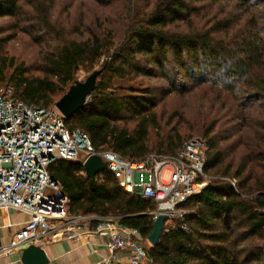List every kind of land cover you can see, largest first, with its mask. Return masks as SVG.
I'll list each match as a JSON object with an SVG mask.
<instances>
[{"label": "trees", "instance_id": "obj_1", "mask_svg": "<svg viewBox=\"0 0 264 264\" xmlns=\"http://www.w3.org/2000/svg\"><path fill=\"white\" fill-rule=\"evenodd\" d=\"M54 1L0 0V18H17L27 5L33 9L31 21L50 29ZM197 1L155 0L143 24L128 29L118 41L110 33L103 37L91 33L83 40L65 42L46 55L42 76L30 75L23 62L7 53V40L0 31V86L12 89L17 99L29 105L51 108L55 97L61 98L75 83L81 67L90 69L102 61L96 89L88 103L65 120L66 126L85 132L98 150L142 160L154 151L173 156L186 141L177 134V139L166 137L157 149L150 146V132L161 128L152 111V93L147 89L141 97L121 96L119 91L125 89L114 87V80L153 77L157 68L169 79L171 92H179L182 89L168 74V64L176 63L187 74L189 65L193 72L198 69L200 79L193 75L196 82L218 89V103L224 92L236 102L232 108H216L212 112L216 121L203 135L205 172L219 178L182 204L187 215L174 220L177 225L164 227L149 255L156 264H264V23L259 25L264 11L250 14L254 6L246 5L253 0H207L210 7L236 2L244 4V10L232 18L222 17L221 12L220 19H214L215 13L210 14L205 22L196 21L201 25L196 27L194 20L203 9ZM176 22L179 27L171 28ZM181 23L187 24V30ZM140 103L149 106L141 115L130 109ZM237 134L242 136L236 144L221 146ZM49 173L67 197L71 214L122 217L120 223L137 229L143 241L152 233L150 213L157 204L126 193L107 170L89 179L80 164L58 161Z\"/></svg>", "mask_w": 264, "mask_h": 264}, {"label": "built area", "instance_id": "obj_2", "mask_svg": "<svg viewBox=\"0 0 264 264\" xmlns=\"http://www.w3.org/2000/svg\"><path fill=\"white\" fill-rule=\"evenodd\" d=\"M93 155L102 159L126 193L155 202L150 216L154 222L166 215L165 226L183 219L187 211L182 204L210 178L205 172V142L200 138L189 139L173 156L151 154L130 160L96 149L80 129L71 131L55 106L29 105L17 99L12 89L0 86V210L29 215L3 250L40 246L48 238L76 241L96 235L104 239L106 250L96 264H156L140 232L122 225V217L70 213L69 201L49 169L58 161L83 167Z\"/></svg>", "mask_w": 264, "mask_h": 264}, {"label": "rangeland", "instance_id": "obj_3", "mask_svg": "<svg viewBox=\"0 0 264 264\" xmlns=\"http://www.w3.org/2000/svg\"><path fill=\"white\" fill-rule=\"evenodd\" d=\"M154 1L55 0L49 10L50 29L42 28L35 22H32L30 18L33 9L26 5L17 18L11 16L0 18V31L2 32V37L7 40L5 46L7 53L14 56L18 62H23L28 67L30 75L42 76L40 68L45 62L46 55L55 51L63 43L70 40H83L89 37L91 33L102 35V37L104 35L108 36L110 33L118 41L119 38L126 35L128 29L131 27L138 28L143 24L145 14L150 10ZM260 1H249V5L246 6H254L248 10L250 14L252 11H255L253 15L256 16L260 15V12L263 14L264 3L262 4ZM196 5L203 7L198 14V19L194 20L196 27L201 26L196 21L205 22L209 19L210 14L215 13L214 19H220L221 16L224 17L226 15H231L229 18H232V16L238 15L244 10L242 8L244 4L236 2L220 3L219 5L216 4L210 7L207 0H198ZM221 12L220 16L219 13ZM215 16L217 17L215 18ZM246 17L248 15H245ZM245 22L247 21L245 20ZM263 23L259 21L260 26ZM179 25L183 30H187V24L181 23ZM177 27H179L177 22L171 26L173 29ZM262 36H264V31H262ZM101 65L102 61L97 62L90 69L88 67H81L75 74V82H84L94 71L101 70ZM141 65L150 69L146 64ZM175 65L176 63L171 62L168 64L167 70H170L168 74L175 79L177 87L182 89L179 92H171L170 88H168L169 79L163 78L162 72L157 68L156 74L153 77L140 76L138 78L130 77L124 80H114V87H123L125 89L119 91V95L121 96L141 97L144 95L142 92L147 89L152 93L151 97L155 100V107L152 111L157 114L161 127L159 131L152 130L149 135V145L154 149L162 146L166 137L171 136L176 138L177 134L181 135L183 142L191 138L204 140V133L216 121L213 118L212 112L220 107L226 109L232 108L236 103L233 96L228 92L222 94L223 100L221 103H218V89H213L209 84L203 85L196 82L197 78H194L193 75L198 77V73H200L198 69L194 67L193 72V66L189 65L190 70L188 69L189 74H187L186 70L181 71ZM149 67L153 66L149 65ZM189 76H193L191 84H188ZM198 78L200 79V77ZM185 86H187L188 91L184 90ZM59 99L60 96L55 97V101ZM139 105V107L133 105L130 109H133L136 114L145 113L149 109L147 104L140 103ZM127 114H130V112L128 111ZM241 136L237 134L231 140L222 141L221 146L230 148L239 141L238 138ZM241 148L242 146L238 149ZM156 152L154 151L153 153ZM166 174L163 177L164 180L168 178ZM213 175V178L210 176L209 179L203 181L207 184L211 180L215 181L219 178V176ZM185 210L188 213V210ZM175 225L177 224L173 221L170 225L166 226L173 227ZM143 245L146 249H150L151 247L147 239L143 241Z\"/></svg>", "mask_w": 264, "mask_h": 264}, {"label": "crops", "instance_id": "obj_4", "mask_svg": "<svg viewBox=\"0 0 264 264\" xmlns=\"http://www.w3.org/2000/svg\"><path fill=\"white\" fill-rule=\"evenodd\" d=\"M29 221L22 211L0 210V264H22L19 250L5 251L15 234ZM101 237L90 235L76 241L46 239L40 247L49 264H96L106 254ZM123 259L125 255H122Z\"/></svg>", "mask_w": 264, "mask_h": 264}, {"label": "water", "instance_id": "obj_5", "mask_svg": "<svg viewBox=\"0 0 264 264\" xmlns=\"http://www.w3.org/2000/svg\"><path fill=\"white\" fill-rule=\"evenodd\" d=\"M99 74L100 70L94 71L84 82L76 81L54 104L55 108L63 115L65 120L71 119L88 103L91 94L97 87ZM83 169L89 179H94L106 170V165L99 156L93 155L84 163ZM166 220V215L161 214L154 221L153 231L147 239L151 246L158 244L163 234ZM21 262L22 264H49L43 249L36 245H30L22 249Z\"/></svg>", "mask_w": 264, "mask_h": 264}]
</instances>
